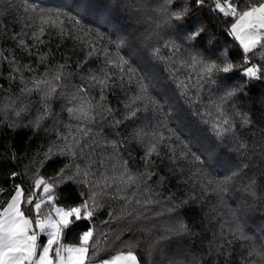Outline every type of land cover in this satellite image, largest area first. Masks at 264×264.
Here are the masks:
<instances>
[{
    "label": "trees",
    "instance_id": "obj_1",
    "mask_svg": "<svg viewBox=\"0 0 264 264\" xmlns=\"http://www.w3.org/2000/svg\"><path fill=\"white\" fill-rule=\"evenodd\" d=\"M262 1L233 2L239 13ZM165 5L168 12L186 6L188 13L173 20L174 27L167 25ZM215 5L216 0L202 6L194 0H0V207L17 186L30 194L38 178H55L51 195L59 204L89 200L93 218L75 221L65 242L78 243L92 229L90 263L133 251L140 264H264V78L245 75L255 66L264 77V47L244 52L231 33L237 17ZM40 8L62 9L80 22L65 19L63 31L45 24L39 34ZM201 26L202 38L186 41ZM122 37L118 50L115 42ZM118 54L134 73L115 67ZM193 56L221 67L226 59L233 70L209 76ZM60 65L63 87L47 103L41 92L23 91L21 76L26 82L46 72L51 77ZM104 73L107 87L92 79ZM140 75L151 78L150 101L136 99ZM236 85L242 91L221 99ZM77 94L100 105L94 122L78 121L68 111L78 103L72 100ZM126 105L139 109L134 117ZM83 129L91 131L84 135ZM123 168L139 187L119 193L122 185L105 187L102 177ZM228 177L220 192L217 184ZM122 209L132 214L122 216ZM181 223L188 231L174 234Z\"/></svg>",
    "mask_w": 264,
    "mask_h": 264
},
{
    "label": "snow or ice",
    "instance_id": "obj_2",
    "mask_svg": "<svg viewBox=\"0 0 264 264\" xmlns=\"http://www.w3.org/2000/svg\"><path fill=\"white\" fill-rule=\"evenodd\" d=\"M172 0H166L167 4H170ZM195 3H199L201 6L205 0H194ZM216 9L221 13L229 17H237L236 21L231 24V33L235 35L243 46L244 52H251L257 45L264 47V3L259 7L251 6L247 10H241L237 12L233 0H224V3H220V0H216ZM35 10V9H34ZM161 11L164 12V23L173 26L172 21H181L188 13V8L185 6L179 11H167V6H163ZM39 19L41 20V27L39 28V34H43L45 28L43 25L47 24L53 28H60L63 31L64 20H70L73 23L79 24V20L75 16L70 15L68 12L62 9H39ZM63 17V19H61ZM205 33V29L200 28L188 33L185 37L186 41H197L202 38V34ZM39 34L36 38L39 39ZM24 42L21 41V44ZM116 47L119 50L125 44V38L117 40ZM157 54L158 49L154 50ZM5 59H7L5 57ZM43 59V58H41ZM192 61L199 63L205 72L212 76L216 73H231L233 70V64L226 59L221 67L217 63L207 62L199 56H193ZM111 63V62H110ZM125 66L129 73H134V69L131 67L129 60L118 54L115 67L119 68L121 72H124ZM64 65H60L59 69L55 71L51 77L46 72L42 77L33 76L30 81H25L21 76V82L25 84L24 92L39 91L42 93L45 103L50 100L56 93L57 88L63 87L62 75ZM19 69H17L18 71ZM32 70V69H28ZM259 68L253 66L245 69V75L248 77H257ZM109 74L104 73L101 77L93 76L92 79L98 84L107 87V81ZM211 82L215 83V80ZM137 83L140 87V96L136 99H148L150 88L152 87L151 78L146 75H140ZM29 84L31 86H29ZM186 87V86H184ZM85 89H79L78 92H83ZM238 91H242V85L233 86L230 89L225 90L224 96L221 99L234 96ZM104 97H101L103 100ZM72 100L78 101L74 107L68 108V111L73 114V118L78 121H87L89 124L94 122L95 116H93V110L100 107L99 104L94 105L91 100L86 96L73 95ZM71 102V101H70ZM135 101H133L134 103ZM130 108L129 118L134 117L139 110L138 108L132 109L131 105H126ZM110 113V109H105ZM19 115V112L16 113ZM97 115L103 116L102 112H97ZM224 123H228L224 121ZM247 123V121H245ZM220 128L219 125L216 126ZM206 130V129H205ZM224 129H221L223 131ZM83 134L87 135L91 129H83ZM163 139V137H160ZM82 150V149H81ZM150 151H156V145L151 146ZM212 148L209 149L211 153ZM73 155L75 153H72ZM195 159L201 164L204 163L199 156ZM123 167V166H122ZM63 171V170H61ZM15 175V174H14ZM87 175V173H85ZM234 172L232 176H235ZM71 177H69L70 179ZM232 177L226 178L217 184V188L220 192L226 190L227 184ZM102 182L105 187H111L112 184L122 185L123 187H117L116 191L124 192L127 188L133 184L139 187V181L127 168H123L119 175L103 176ZM56 183L53 178L52 183H46L43 177L36 181V187L39 188L44 185L43 192L48 193L46 199L36 198L35 193H30L25 197V191L23 188L16 187L14 194L11 196L10 202L0 210V264H87L89 257V242L93 238V230L89 229L84 231L79 238L78 243L65 242L66 230L75 222L83 218L91 220L93 218V211L90 208L89 200H84L78 207H59L53 203L54 197L51 195L53 184ZM251 190V186L249 188ZM133 196L136 193L132 194ZM126 204H132V200L128 197H122ZM92 200V207H98L94 198ZM140 204V201H136ZM143 203L151 204L152 200H145ZM135 211V208L132 209ZM131 211L125 209L121 210V215H131ZM173 229H169V232H173ZM187 225L181 223L175 229L174 234L179 235L183 232H187ZM46 237V242L43 239ZM167 237H164L166 239ZM119 239V236H117ZM100 264H140L136 254L133 251L120 252L117 255L112 256L110 259H102Z\"/></svg>",
    "mask_w": 264,
    "mask_h": 264
},
{
    "label": "rangeland",
    "instance_id": "obj_3",
    "mask_svg": "<svg viewBox=\"0 0 264 264\" xmlns=\"http://www.w3.org/2000/svg\"><path fill=\"white\" fill-rule=\"evenodd\" d=\"M257 75H259L260 76V74L258 73ZM38 179H40V178H38ZM37 179V180H38ZM36 180V181H37ZM35 181V182H36ZM18 187H20V188H23L21 185L20 186H18ZM43 187H44V185H41L39 188H37L36 187V183H35V188H34V190H35V196H36V198H44V199H46L47 198V196L49 195L48 193H44L43 192ZM24 189V188H23ZM25 191V190H24ZM27 195H29V194H26V192H25V197H27ZM54 197V196H53ZM10 200L11 199H9V202H10ZM8 203V202H7ZM6 203V204H7ZM53 203L55 204V206H59V207H64L63 205H61V204H59L58 202H56L55 201V199H54V201H53ZM6 204L4 205V206H6ZM4 206H2V207H0V210H2L3 209V207ZM74 207H78V206H74ZM43 239L45 240V242H46V237H43ZM119 254V253H118ZM136 254V253H135ZM117 255V254H116ZM137 256V255H136ZM138 258V257H137ZM108 259H110V258H108Z\"/></svg>",
    "mask_w": 264,
    "mask_h": 264
},
{
    "label": "crops",
    "instance_id": "obj_4",
    "mask_svg": "<svg viewBox=\"0 0 264 264\" xmlns=\"http://www.w3.org/2000/svg\"><path fill=\"white\" fill-rule=\"evenodd\" d=\"M262 3H264V0L261 3H259L258 5H256V7H259V5L262 4ZM261 31H262V33H264V30H261ZM87 264H100V263H90V262H87Z\"/></svg>",
    "mask_w": 264,
    "mask_h": 264
},
{
    "label": "built area",
    "instance_id": "obj_5",
    "mask_svg": "<svg viewBox=\"0 0 264 264\" xmlns=\"http://www.w3.org/2000/svg\"><path fill=\"white\" fill-rule=\"evenodd\" d=\"M233 1H235V0H233ZM223 3H224V2H223ZM223 3H222V4H223ZM258 76H259V75H257V77H258Z\"/></svg>",
    "mask_w": 264,
    "mask_h": 264
},
{
    "label": "water",
    "instance_id": "obj_6",
    "mask_svg": "<svg viewBox=\"0 0 264 264\" xmlns=\"http://www.w3.org/2000/svg\"><path fill=\"white\" fill-rule=\"evenodd\" d=\"M215 10H217L216 7H215Z\"/></svg>",
    "mask_w": 264,
    "mask_h": 264
}]
</instances>
